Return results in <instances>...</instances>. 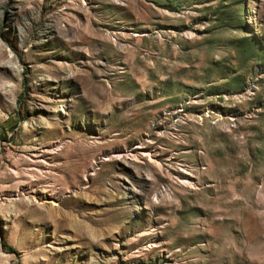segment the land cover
<instances>
[{"label": "rangeland", "instance_id": "1", "mask_svg": "<svg viewBox=\"0 0 264 264\" xmlns=\"http://www.w3.org/2000/svg\"><path fill=\"white\" fill-rule=\"evenodd\" d=\"M0 264H264V0H0Z\"/></svg>", "mask_w": 264, "mask_h": 264}, {"label": "bare ground", "instance_id": "2", "mask_svg": "<svg viewBox=\"0 0 264 264\" xmlns=\"http://www.w3.org/2000/svg\"><path fill=\"white\" fill-rule=\"evenodd\" d=\"M190 183V182H189ZM190 185H192V183H190Z\"/></svg>", "mask_w": 264, "mask_h": 264}]
</instances>
